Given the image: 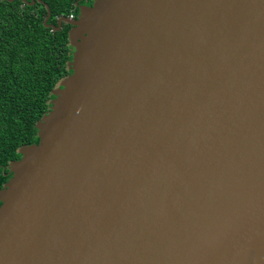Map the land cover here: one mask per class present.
Returning a JSON list of instances; mask_svg holds the SVG:
<instances>
[{
    "label": "water",
    "instance_id": "water-1",
    "mask_svg": "<svg viewBox=\"0 0 264 264\" xmlns=\"http://www.w3.org/2000/svg\"><path fill=\"white\" fill-rule=\"evenodd\" d=\"M80 1L0 264H264V0Z\"/></svg>",
    "mask_w": 264,
    "mask_h": 264
},
{
    "label": "trees",
    "instance_id": "trees-1",
    "mask_svg": "<svg viewBox=\"0 0 264 264\" xmlns=\"http://www.w3.org/2000/svg\"><path fill=\"white\" fill-rule=\"evenodd\" d=\"M76 2L0 0V188L11 176L9 161L20 158L17 149L38 142L35 123L47 112L56 83L70 73L71 25L45 27V4L50 9L47 23L56 25L57 17L78 15Z\"/></svg>",
    "mask_w": 264,
    "mask_h": 264
},
{
    "label": "built area",
    "instance_id": "built-area-1",
    "mask_svg": "<svg viewBox=\"0 0 264 264\" xmlns=\"http://www.w3.org/2000/svg\"><path fill=\"white\" fill-rule=\"evenodd\" d=\"M58 18V17H57ZM67 18H69V19H74V15L72 14V13H70L68 16H67Z\"/></svg>",
    "mask_w": 264,
    "mask_h": 264
},
{
    "label": "flooded vegetation",
    "instance_id": "flooded-vegetation-1",
    "mask_svg": "<svg viewBox=\"0 0 264 264\" xmlns=\"http://www.w3.org/2000/svg\"><path fill=\"white\" fill-rule=\"evenodd\" d=\"M87 0H85V2H86ZM83 3L84 5H91L92 4V1H91V3L90 4H86V3ZM82 4V3H81ZM75 18V17H74Z\"/></svg>",
    "mask_w": 264,
    "mask_h": 264
}]
</instances>
